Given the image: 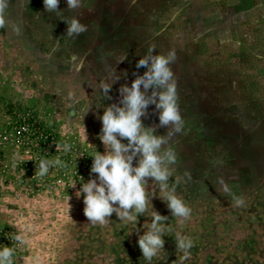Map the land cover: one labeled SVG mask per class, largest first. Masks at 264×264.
<instances>
[{
    "label": "rangeland",
    "instance_id": "374dc122",
    "mask_svg": "<svg viewBox=\"0 0 264 264\" xmlns=\"http://www.w3.org/2000/svg\"><path fill=\"white\" fill-rule=\"evenodd\" d=\"M59 8L61 16L43 0H10L0 29V249H14L13 264H146L137 241L153 208L168 231L152 264H264V0H83L76 13L60 0ZM80 11L87 31L69 38L61 19ZM149 45L177 55L170 67L185 121L169 141L177 163L167 191L146 183L149 216L132 223L113 213L93 225L77 195L95 178L91 156L105 152L97 117L143 75L136 64ZM106 65L119 77L111 99L99 89ZM143 122L158 125V114L150 107ZM57 157L65 167L35 175L41 159ZM170 193L188 218L172 217ZM175 234L193 241L187 258Z\"/></svg>",
    "mask_w": 264,
    "mask_h": 264
},
{
    "label": "clouds",
    "instance_id": "9594fccd",
    "mask_svg": "<svg viewBox=\"0 0 264 264\" xmlns=\"http://www.w3.org/2000/svg\"><path fill=\"white\" fill-rule=\"evenodd\" d=\"M9 3L10 0H0V29L8 25L6 12ZM59 3L60 0H43L45 11L57 16L63 14ZM66 4L67 10L72 13L83 8V0H66ZM80 13L78 16L61 19L67 25L66 36L69 38L78 37L87 31V26L79 18ZM13 28L19 31L15 26ZM155 51V45H149L147 53L136 64L137 69H146L143 75L135 74L136 78L130 86L122 85L119 101L105 107L103 115L97 117L102 122L98 138L105 146V152H96L91 156L90 173L95 174V178L84 183L77 195L83 194L84 215L93 225H105L113 213L123 221L136 223L139 215L149 216L148 205L151 200L146 193V183L152 180L161 191L168 189V181L174 171L172 166L177 163L176 151L169 141L184 133L185 121L178 103L177 81L170 67L177 60L176 52L170 49L166 54H153ZM126 58L127 53L121 52L116 56V63ZM105 70L107 75L100 82L99 89L105 97L111 99L109 93L112 84L119 77L114 68L106 65ZM150 107L158 114L159 123L146 127L143 120L148 118ZM159 129L168 130L167 135H157ZM125 140L127 143L122 142ZM63 148L67 153L71 146L64 144ZM65 166L59 157L54 160L41 159L35 175L43 177L48 174L50 167ZM185 175L190 178L188 173ZM216 183L224 193L232 195L223 176H218ZM163 200L172 217L186 219L190 216L191 209L176 195L170 193ZM234 201L237 207L245 204L242 197H234ZM150 217L151 222H145L146 231L137 241L146 264H152L154 258L164 253L165 240L162 237L168 231L163 223L168 219L167 216L160 215L152 208ZM14 239L22 242L20 236ZM175 242L177 252L183 254L182 259L187 258L193 241L182 234H175ZM13 255V248L0 249V264H13Z\"/></svg>",
    "mask_w": 264,
    "mask_h": 264
},
{
    "label": "trees",
    "instance_id": "16d2710c",
    "mask_svg": "<svg viewBox=\"0 0 264 264\" xmlns=\"http://www.w3.org/2000/svg\"><path fill=\"white\" fill-rule=\"evenodd\" d=\"M24 165L26 166V163H21V164H20V166H24ZM27 170H34V167H32V166L27 167ZM29 173H30V172H29ZM23 184H26V185H28V187H30V186H29L30 184H28V183H25V182H24Z\"/></svg>",
    "mask_w": 264,
    "mask_h": 264
}]
</instances>
